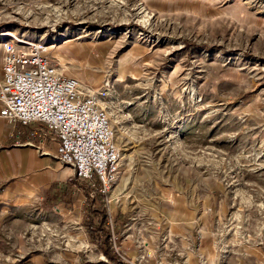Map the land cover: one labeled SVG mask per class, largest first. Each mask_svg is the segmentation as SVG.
Listing matches in <instances>:
<instances>
[{
    "label": "rangeland",
    "instance_id": "rangeland-1",
    "mask_svg": "<svg viewBox=\"0 0 264 264\" xmlns=\"http://www.w3.org/2000/svg\"><path fill=\"white\" fill-rule=\"evenodd\" d=\"M9 34L107 86L121 163L103 195L52 143L25 147L36 163L8 137L0 264H264V0H0ZM87 200L113 222L111 259Z\"/></svg>",
    "mask_w": 264,
    "mask_h": 264
},
{
    "label": "built area",
    "instance_id": "built-area-1",
    "mask_svg": "<svg viewBox=\"0 0 264 264\" xmlns=\"http://www.w3.org/2000/svg\"><path fill=\"white\" fill-rule=\"evenodd\" d=\"M0 50V123L9 127L7 137L23 144L20 127H28L31 140L25 144L43 152L44 143H52L54 156L78 180L108 194L118 178L121 155L107 112V86L89 91L78 78L62 73L45 41L9 34L0 41ZM109 227L118 251L111 220Z\"/></svg>",
    "mask_w": 264,
    "mask_h": 264
},
{
    "label": "trees",
    "instance_id": "trees-1",
    "mask_svg": "<svg viewBox=\"0 0 264 264\" xmlns=\"http://www.w3.org/2000/svg\"><path fill=\"white\" fill-rule=\"evenodd\" d=\"M87 210L85 211V218L88 223L85 224L90 236L92 239L96 242L99 239L97 237H100V243H98L101 247V250L106 254L109 255V259H111V255L113 249H110L109 241H110V227H109V216L107 215L106 210L104 209L102 204L95 205L92 207V202L87 200ZM87 215L89 217H87ZM96 219L99 220L101 225L99 227H96L94 224L96 223ZM95 237V238H94ZM114 252V251H113ZM114 256V255H113Z\"/></svg>",
    "mask_w": 264,
    "mask_h": 264
},
{
    "label": "crops",
    "instance_id": "crops-1",
    "mask_svg": "<svg viewBox=\"0 0 264 264\" xmlns=\"http://www.w3.org/2000/svg\"><path fill=\"white\" fill-rule=\"evenodd\" d=\"M7 133H8V128L6 126L2 125V123H0V182L3 180V178H5V174L2 173L1 168L4 166V164H6L7 157H8L7 156L8 155L7 154V149H8L9 145H8ZM26 146L30 147V145L28 146V144H12L9 147L10 148L13 147V149L10 150L11 154H15L18 157H22L23 155H29L30 157H32L33 159L36 160V163H38L39 160L34 156V152L31 151V149L25 148ZM3 150H6V151L2 153L1 151H3ZM12 168L14 169V173L13 174H15L16 173L15 170H17L16 166H15V163H13ZM3 172H5V171H3ZM4 192H3V195L6 194V197L7 196H13L12 195L13 193H12L11 189L4 190ZM3 195H1L0 197H2ZM2 198H4V197H2ZM2 200L3 199H0V201H2ZM81 205L82 204H80L78 206V209H77L78 213L80 215V219H82V217H83V214H82L83 213V209H82ZM76 224H78V222ZM77 228L80 229L81 227H77Z\"/></svg>",
    "mask_w": 264,
    "mask_h": 264
},
{
    "label": "bare ground",
    "instance_id": "bare-ground-1",
    "mask_svg": "<svg viewBox=\"0 0 264 264\" xmlns=\"http://www.w3.org/2000/svg\"><path fill=\"white\" fill-rule=\"evenodd\" d=\"M87 247L89 248V250H92V246L87 244Z\"/></svg>",
    "mask_w": 264,
    "mask_h": 264
}]
</instances>
